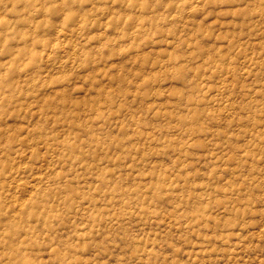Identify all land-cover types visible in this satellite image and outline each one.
<instances>
[{
    "label": "rangeland",
    "instance_id": "rangeland-1",
    "mask_svg": "<svg viewBox=\"0 0 264 264\" xmlns=\"http://www.w3.org/2000/svg\"><path fill=\"white\" fill-rule=\"evenodd\" d=\"M0 264H264V0H0Z\"/></svg>",
    "mask_w": 264,
    "mask_h": 264
}]
</instances>
